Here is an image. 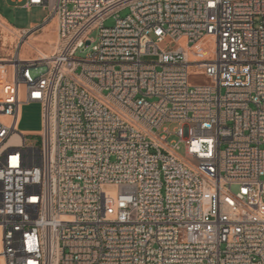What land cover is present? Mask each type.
Instances as JSON below:
<instances>
[{
  "label": "built area",
  "instance_id": "obj_1",
  "mask_svg": "<svg viewBox=\"0 0 264 264\" xmlns=\"http://www.w3.org/2000/svg\"><path fill=\"white\" fill-rule=\"evenodd\" d=\"M12 1L57 43L0 15V264H264V0Z\"/></svg>",
  "mask_w": 264,
  "mask_h": 264
},
{
  "label": "rangeland",
  "instance_id": "obj_2",
  "mask_svg": "<svg viewBox=\"0 0 264 264\" xmlns=\"http://www.w3.org/2000/svg\"><path fill=\"white\" fill-rule=\"evenodd\" d=\"M24 2L15 3L12 0H0V15L6 19V21L16 28L18 31L22 30H30L25 36L22 35L20 38L18 34L15 32L13 33L14 36L9 41L13 42V44H17L20 48V53H22L23 49L26 47L27 44H31L32 38L38 37L34 42L35 46H39L40 49L47 53L48 51H52L51 48L48 46V39L54 38L52 32H45L44 28L48 25L44 26V23L47 18V11L41 10L40 8H31L29 10L23 8ZM128 14V10H123L119 13L120 18H124ZM114 25V19L109 18L104 23V27H112ZM54 28H52L53 31ZM97 32H93L91 34L92 38H95ZM20 38V41L17 40ZM214 49V41L213 39L204 40L198 45L194 47L195 51H199L201 53H208ZM29 53H33L32 50H29ZM86 55L85 53H77L76 57L84 58ZM33 58V57H31ZM189 83L191 85H203L207 83L205 77L202 76H190ZM41 110L39 105L30 104L25 105L21 111V120L18 125V130L22 133L33 134L39 132L41 130ZM171 128V127H170ZM29 144H33L39 141V138L36 136H28L26 138ZM169 142H176V137H169ZM180 156H184L183 148L180 146V150L178 151ZM237 190L236 187L231 188V192H235Z\"/></svg>",
  "mask_w": 264,
  "mask_h": 264
},
{
  "label": "bare ground",
  "instance_id": "obj_3",
  "mask_svg": "<svg viewBox=\"0 0 264 264\" xmlns=\"http://www.w3.org/2000/svg\"><path fill=\"white\" fill-rule=\"evenodd\" d=\"M55 27V21H53L49 26H47L46 28H44V31L45 32H52L53 35H54V38H49L48 39V46L51 48V52L48 51L47 53L43 52L39 46H35L34 45V42L37 40V39H40L38 37H35V38H32V41H31V44H27L26 47L23 49L22 53H20V58L21 59H30L31 57H33L34 59L35 58H45V57H48L54 50V46L55 44L57 43V38H56V31L55 29H53L52 31V28ZM14 32L16 34H20L21 31H17V30H14ZM29 50H32V52L34 51V54L33 53H29ZM9 144H13V145H18L20 144V140H19V137L17 135H14L10 140H9Z\"/></svg>",
  "mask_w": 264,
  "mask_h": 264
},
{
  "label": "water",
  "instance_id": "obj_4",
  "mask_svg": "<svg viewBox=\"0 0 264 264\" xmlns=\"http://www.w3.org/2000/svg\"><path fill=\"white\" fill-rule=\"evenodd\" d=\"M88 45V44H87Z\"/></svg>",
  "mask_w": 264,
  "mask_h": 264
}]
</instances>
